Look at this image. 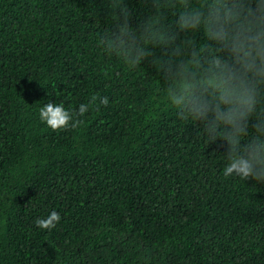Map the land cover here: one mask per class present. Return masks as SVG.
Segmentation results:
<instances>
[{
  "label": "trees",
  "instance_id": "trees-1",
  "mask_svg": "<svg viewBox=\"0 0 264 264\" xmlns=\"http://www.w3.org/2000/svg\"><path fill=\"white\" fill-rule=\"evenodd\" d=\"M112 24L106 0H0V264H264V183L224 176L227 142L177 117L151 57L103 51ZM49 102L89 111L53 131Z\"/></svg>",
  "mask_w": 264,
  "mask_h": 264
},
{
  "label": "clouds",
  "instance_id": "clouds-1",
  "mask_svg": "<svg viewBox=\"0 0 264 264\" xmlns=\"http://www.w3.org/2000/svg\"><path fill=\"white\" fill-rule=\"evenodd\" d=\"M146 19L133 25L125 0H106L113 20L98 45L129 70L151 57L167 83V100L179 119L203 124L208 140L227 142L224 176L264 183V0H145ZM175 16V30L168 22ZM188 39H180L179 33ZM202 33L205 44L194 38ZM184 36V37H185ZM155 49H164L156 56ZM107 107L93 95L89 105ZM73 114L63 104L46 103L39 119L53 131L75 129L89 111ZM250 130H252L250 132ZM61 220L53 210L37 227L52 230Z\"/></svg>",
  "mask_w": 264,
  "mask_h": 264
}]
</instances>
